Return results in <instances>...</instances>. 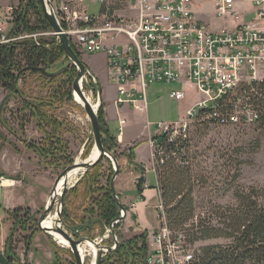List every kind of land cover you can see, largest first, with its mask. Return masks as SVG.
I'll list each match as a JSON object with an SVG mask.
<instances>
[{
  "label": "rangeland",
  "instance_id": "obj_1",
  "mask_svg": "<svg viewBox=\"0 0 264 264\" xmlns=\"http://www.w3.org/2000/svg\"><path fill=\"white\" fill-rule=\"evenodd\" d=\"M86 2L89 3L88 1ZM194 2L197 17L207 23L211 29L221 31L223 29H233L235 27V22L231 19H221L215 15V0H194ZM235 2L237 3L240 13L246 16L247 20L250 19L253 10V0H235ZM54 5L56 12H58L60 5H57L56 2H54ZM100 13L101 3H90L88 14L98 16ZM47 35L56 37V40H59L54 30L53 33ZM83 55H89V53L82 52V58ZM95 63L98 68L97 73L100 78H102L101 80L105 90L104 95L114 99L117 88L114 86L115 83L109 79V69L106 65L105 55L96 56ZM57 70L54 68L52 71L54 72ZM88 70L90 69L88 68ZM90 71L92 72V70ZM65 79V74H61L54 79L42 73L27 71L18 78L17 87L20 91L18 94L9 92L0 82V132L4 135L3 139L0 138V185L2 183L6 185L5 180H10L11 185H16L12 188L0 190V252H4L7 235L14 227L16 218H27V221L33 218L32 220H36L37 225L39 224L40 216L45 210L47 200L49 199L56 178L67 166H69L67 165L63 168L58 166L53 160L47 161L45 158H42L34 148L28 146V143L37 146L44 145L48 137L45 131L54 133L55 126L47 125L46 121L40 123V121L25 108V102H35L37 99L50 98L57 87L63 85ZM83 86L84 92L89 96L88 98L91 102L96 100L97 96H91L90 87L85 80ZM172 90L189 91V97L184 101L172 99L169 96ZM199 96L200 94L197 89L189 82H173L169 84L154 83L147 91L148 118L153 122L178 121L190 105V100L197 99ZM102 102L101 100V103ZM54 103L50 113L60 124V128L57 131L55 130V135L65 141L67 145L66 155L70 156L74 162L91 157V153L95 148L94 135L90 119L83 107L75 99L74 94L72 100H70L67 96H63L62 92H60L58 100L54 101ZM140 106L141 105L123 107L125 108L123 114L129 118V124L125 127V144H128L129 138L136 139V142L141 143L142 146L139 147L138 150H134L131 157L135 162L139 161L138 152L141 151L143 153L142 158L147 162L149 160L148 149H146L144 145L149 135L145 128V120H143L144 122L142 123L134 120L136 109ZM117 125V121L111 122V132L114 137H117L119 132ZM128 135L131 137H128ZM117 142L118 146L115 147L117 153L112 151L118 159L120 166L119 178L115 180V190L123 204L126 198L129 202L132 195H135L137 191L133 188V183H130V180L133 181L135 176L129 175L128 170H126L129 168V162H127V160L129 159L128 153L131 148H124L120 145L119 141ZM88 149H90V153L85 158L84 155ZM180 157L177 163L179 165L188 166L187 169L191 178L189 182L190 187L187 186L183 195L187 196L190 194V197L193 199V210L195 215L191 220L185 223V225L180 226H183L182 230L186 232L188 239L190 236L187 230L191 232L195 231V227L198 228V225L211 228L223 227L217 213L224 211L225 207L236 205L237 199L235 192L237 190L242 191L248 188L264 190V131L255 125L239 127H193L190 146ZM183 158H186L187 161H184ZM99 163L102 165L103 172L101 185L104 186L109 179V167L112 166L115 173V166L113 161L108 157H105ZM140 165L147 166V164ZM130 166L134 171H138L135 166ZM2 173L7 178L4 176L2 177ZM148 178L150 180V186L152 188L156 187L157 181L153 172H150ZM20 179H23V181H19ZM176 179L177 177L172 180L175 185L177 182ZM159 187H161V189H159L161 194L164 193V191L166 192V189H168L166 180L159 183ZM57 199L56 201L60 200V195L57 196ZM161 199V196L153 195L146 205V218L150 226L149 229L140 228L137 224H133L135 226H130L133 216L129 213L128 220H124L119 229L122 238L119 237L116 230L113 234L109 226L106 227L102 237L97 236L93 240L97 241L100 246L115 247L117 241L119 246L120 241L140 235L144 233V230H147L149 233V253L152 247L150 236L157 229V226L160 225V221L157 218V212H159V210H157V205L160 203ZM178 199H180V197H178ZM71 200L76 205L82 201L80 197L75 198L74 196H71ZM89 201L90 199L86 200V203ZM174 204L175 203L168 205L169 208ZM57 207L58 202H56L53 212L57 210ZM120 207L123 209V206L120 205ZM15 210H19L20 212L18 211V214L16 213L17 215H14L13 212ZM121 213H123V210H121ZM113 222L111 224H113ZM20 226L16 227V232L13 237L14 251L18 257L16 261L17 264H53L54 252L58 248L65 249L61 244L47 236L42 230L39 231L29 246L27 238L32 228L26 230ZM62 226L68 230L65 225ZM98 229H96V233H98ZM68 232L71 233L70 230H68ZM214 233L215 232H213V234ZM2 236L4 237L3 239ZM232 241L231 238L222 235L191 243L193 244L195 252L200 253L207 247H227ZM58 253L62 264H71L72 261L76 264L74 256L71 255L72 252L70 254L59 250ZM84 254L85 264L95 263V257L92 258V255L89 253Z\"/></svg>",
  "mask_w": 264,
  "mask_h": 264
},
{
  "label": "built area",
  "instance_id": "obj_2",
  "mask_svg": "<svg viewBox=\"0 0 264 264\" xmlns=\"http://www.w3.org/2000/svg\"><path fill=\"white\" fill-rule=\"evenodd\" d=\"M23 1L0 0V45L24 39L39 44V38L53 33L14 34ZM77 2L84 6L80 12L70 5ZM94 2L101 3L98 16L88 14ZM59 5V19L77 49L106 55L118 105H141L146 110L148 88L157 82H189L200 94L178 121L153 124L150 142L156 175V163L165 161V139L190 137L199 124H257L260 113L252 97L264 94V0H253L250 20L240 16L235 0H215V15L235 22L233 29L221 31L197 17L194 0H60ZM84 80L99 107L101 91L94 92L98 78L90 71ZM188 92L172 90L169 96L183 101ZM157 209L160 225L151 235L147 264H201L186 232L167 225L163 202Z\"/></svg>",
  "mask_w": 264,
  "mask_h": 264
},
{
  "label": "trees",
  "instance_id": "obj_3",
  "mask_svg": "<svg viewBox=\"0 0 264 264\" xmlns=\"http://www.w3.org/2000/svg\"><path fill=\"white\" fill-rule=\"evenodd\" d=\"M59 5L60 0H52ZM65 26L64 23H62ZM66 27V26H65ZM53 31L50 22L46 19L42 5L39 0H24L21 4V10L17 12L16 23L13 29L14 34L20 32H44ZM78 55L82 57V53L72 43ZM57 71H52L53 69ZM40 69V70H39ZM45 69V72L41 71ZM42 73L54 79L65 74L66 79L63 85L57 87L54 94L48 99H37L35 102H25V108L36 117L40 123L46 121L47 125H54L57 131L60 124L53 118L50 113L54 101L58 100L60 92L63 96H67L70 100L73 98V90L71 85L77 76L78 69L71 63L66 56L65 51L56 37H41L39 44L33 39H24L11 45H0V82L9 92L18 94V78L25 72ZM101 91L98 84L94 86V91ZM252 100L259 110L260 116L257 124L259 129L264 131V94L259 98L253 95ZM99 117L102 127V137L105 148L109 151H115L118 146V137H114L108 122L106 121L105 105L102 102L99 107ZM210 126L208 123L199 124L196 127ZM49 133L44 145H34L28 143V146L34 148L42 158L53 160L60 167H66L74 163L70 156L66 155L67 145L63 139ZM54 134V135H51ZM4 135L0 132V138ZM191 134L187 138H178L175 141L165 139L163 142L164 163H156L158 187L159 183L166 180V192L161 194V201L166 205L165 216L167 225L173 230H182L183 226L194 215L193 199L190 194L183 195L187 186L190 187V175L187 165H179V158L190 146ZM90 149L86 151L85 158L89 155ZM113 153V152H112ZM117 153V152H116ZM114 154V153H113ZM161 154V153H160ZM129 154V165L135 166L140 173L145 172L144 166H141ZM187 161L186 158H183ZM109 179L106 185H101V177L103 176L102 165H96L92 170L88 171L80 181L71 188L65 196V204L63 207V220L65 227L76 237L86 236L95 239L97 236H103L106 227L121 216V207L114 196L111 187V180L114 175L112 166L109 167ZM1 176L7 178L3 173ZM176 179V185L172 180ZM16 179V178H15ZM23 181V179H21ZM179 180V181H178ZM161 189V187H159ZM164 190V188H163ZM143 188L138 189L141 194ZM189 191V189H188ZM71 196L80 197L82 201L76 205L72 202ZM237 199L236 205L225 207L224 211L218 212L221 219V228H211L198 225L195 231L187 230L190 242L204 240L212 237L226 236L233 241L227 247L212 246L207 247L200 253H196L197 259L201 264H264V190L248 188L245 190H237L235 192ZM180 197V199H178ZM90 199L88 203L86 200ZM95 199V200H94ZM175 203L171 208L168 205ZM124 207L129 210L128 206ZM168 207V208H167ZM19 210L13 212L18 214ZM20 212V211H19ZM17 213V214H16ZM27 218H16L14 227L10 230L5 241L4 253L9 257V264H17V255L14 251L13 237L16 227L32 231L27 238L29 246L40 229L36 220ZM122 222L116 224L114 229L122 238L119 231ZM99 227V229H98ZM98 229V233H96ZM213 232H215L213 234ZM148 231L130 238L120 241L115 251L107 253L103 257L101 264H147L146 260L149 251V235ZM1 235V225H0ZM54 244V242H53ZM59 250L70 253L69 249L58 248L53 256V264H62L59 257ZM73 256V254H71ZM71 264H74L72 261Z\"/></svg>",
  "mask_w": 264,
  "mask_h": 264
},
{
  "label": "water",
  "instance_id": "obj_4",
  "mask_svg": "<svg viewBox=\"0 0 264 264\" xmlns=\"http://www.w3.org/2000/svg\"><path fill=\"white\" fill-rule=\"evenodd\" d=\"M42 8L44 15L46 19L50 22L56 36L58 37L66 56L70 59L71 63L74 64L77 69L78 73L77 76L73 82L72 85V90L73 94L77 93L82 102H78L85 112L87 113L90 122H91V127L94 135V142H95V147L98 149V155L95 159H84L81 161H75L73 164L67 166L56 178L54 182V186L50 192L49 199L47 200V204L45 206L44 212L41 214L40 219H39V224L38 227L40 230H42L47 236H49L51 239L55 240L56 242L59 243V241L55 238L53 235V232H56L57 234L61 235L64 239L68 241V245H63L61 243V246L64 248H68L75 259L76 264H85V258L82 255V252L80 251V246L85 245L87 242H90L94 248L96 249V257H95V264H101L103 257L107 254L110 253L118 247V241L116 242L115 247H110V246H100L99 243L93 239H90L86 236H80L79 238H75L72 233H69L68 230H66L62 225H64V220L62 217V210H63V204H64V198L68 191L74 187L77 182L90 170H92L96 165L99 164L105 157L110 158L115 166V173L112 177L111 180V187L114 192L115 197L117 198L118 203L123 206V213L121 216L117 219L114 220L113 224L110 225L111 231L115 232L114 226L117 223L123 222L124 220L127 219L128 217V211L120 201L117 192L115 190V180L120 174V166H119V161L116 158L114 154L109 152L103 142V137H102V128H101V122H100V117H99V107L101 103L99 104V107H95L88 97L86 96L83 87H82V81L84 80L86 74L90 72L88 70L87 64L84 62L83 58L80 57L77 53V51L74 49L72 45V41L70 37L67 35V33L64 31V28L62 26V23L59 19L58 13L56 12L54 2L52 0H39ZM40 70V69H39ZM41 71L45 72V69H41ZM101 95V92H100ZM83 170L80 173V177L77 179L76 183L70 184V179L73 177L74 172L76 170ZM64 180V185L63 189L60 194V200L56 201V196L55 192L57 191V188L61 182V180ZM136 186L138 189L143 188L144 183H145V177L143 175L137 177L136 179ZM58 200V199H57ZM56 202H58V207H57V214H58V224L53 227V228H48L43 225V222L52 214L53 209L55 208ZM0 264H9V257L5 255L4 252H0Z\"/></svg>",
  "mask_w": 264,
  "mask_h": 264
},
{
  "label": "crops",
  "instance_id": "obj_5",
  "mask_svg": "<svg viewBox=\"0 0 264 264\" xmlns=\"http://www.w3.org/2000/svg\"><path fill=\"white\" fill-rule=\"evenodd\" d=\"M235 4H236V7L238 9V6H237L236 2H235ZM70 5H72V9L76 10L77 12H80L81 10L84 9L83 4L80 3V2H77L75 4H70ZM252 6H253V3H252ZM194 8H195V2H194ZM238 11H239V9H238ZM239 13H240V11H239ZM251 14L253 16L252 12H251ZM240 16L242 17L244 15H242L240 13ZM244 18L246 19L247 17L244 16ZM250 19H248V20H250ZM100 55H105V54L104 53H94V54H89V55H83V60L87 64L88 68L90 70H92V72L98 78V82H99V85L101 87V95H102L101 100L104 102V105H105L106 121L108 122L110 129H111V122L117 121L118 122L117 129L119 130L118 135H117L118 141H119L120 145L123 146L124 148H131L129 150L128 154L132 155L133 151L134 150L136 151V149L138 150V148L141 147L142 145H141V143L136 142V139H133V138H129V140H128L129 142H127L128 144L127 145L125 144L126 143V141H125L126 140L125 127L129 124V118L127 116H125V114H123V112L125 111V108H123V107H130V106H128V105H126V106L123 105L122 106V105H118L116 103L117 89H116V95H115L114 99H112L109 96H105L104 95V91L105 90H104V87H103V82L101 80L102 78H100V76L97 73L98 72V68H97V65L95 63V57L96 56H100ZM105 57H106V55H105ZM106 65H107V58H106ZM108 75H109V79H110V70L108 71ZM114 86L117 88L116 84H114ZM190 103H191V100H190L189 104ZM120 107H122V108H120ZM147 108H148V106H147ZM127 111H129V110H127ZM136 113H138V114H136ZM134 120L136 122H139V123H142V122H144L143 120H145V128L147 129L149 136L145 140L144 147L146 149H148V155H149L148 159L149 160L146 162L145 159L142 158L143 153L141 151L138 152V159H140V160L137 161V163L138 164H142V165L143 164H147V166L143 165L144 168L146 169V171L144 173H140L138 171H134L132 169V167L128 164L129 168L126 169V170H128L129 175L135 176L133 181L130 180V183L131 184L133 183V185H134L133 188H135V191H138V188H137L136 183H135L137 177L143 175L145 177V183H144L143 191L141 192V194L137 192L135 195H132V198H131V200L129 202L127 201V198L125 200L123 199L124 200L123 202L130 207L129 213L131 214V216H133V219H131L130 226H135L133 224H137V226L139 225L140 228L149 229L150 226H149L147 218H146V216H147L146 215L147 214L146 213V205L148 204L150 198L153 195H156V196L159 195V197L161 196V193H160L159 188H158V178H157V175H156L155 170H154V161H153V156H152L153 147H152L151 142H150L151 134H152V132L154 130L153 124L156 123V122L151 121L148 118L147 109L144 110L141 107H138L136 109V112L134 114ZM128 137H131V136L128 135ZM125 160H126V158H125ZM127 162H128V160H127ZM150 172H153V174L156 177L157 186L154 187V188H152L150 186V183H149L150 180L148 178V175L150 174ZM118 178H119V176L117 177V179ZM19 181H21V179ZM13 186H16V185H14V184L11 185V183L4 185V183H2L0 185V190H5V188H12ZM6 193H7V191H6ZM129 213H128V215H129ZM157 218H158V212H157ZM127 220H128V217H127ZM3 238L4 237L2 236V239ZM150 238H151V236H150ZM0 239H1V235H0Z\"/></svg>",
  "mask_w": 264,
  "mask_h": 264
},
{
  "label": "bare ground",
  "instance_id": "obj_6",
  "mask_svg": "<svg viewBox=\"0 0 264 264\" xmlns=\"http://www.w3.org/2000/svg\"><path fill=\"white\" fill-rule=\"evenodd\" d=\"M74 96H75V99L78 101V102H82V100H81V98H80V96L77 94V93H75L74 94ZM87 96V95H86ZM87 97H89V96H87ZM89 99V98H88ZM90 100V99H89ZM90 102H91V100H90ZM92 104H94V106L96 107V105H95V103H93V102H91ZM96 148V147H95ZM93 149V151H92V153H91V157H89V158H87V159H95L96 157H97V155H98V149L96 148V149ZM83 170H76V172H74V175H73V177L70 179V184L71 183H73V182H75L76 183V179H78L79 177H80V173L82 172ZM80 181V180H79ZM78 181V182H79ZM77 182V183H78ZM5 183L6 184H10L11 183V181L10 180H5ZM63 185H64V180L62 179L61 180V182H60V184H59V186H58V188H57V191L55 192V196H56V199H57V196L58 195H60L61 194V190H62V188H63ZM160 202H162L161 200H160ZM57 209V208H56ZM57 220H58V214H57V210L55 211V212H53L52 214H50V216L43 222V225L45 226V227H48V228H53V227H55L56 226V224H57ZM52 233H53V235L55 236V238L59 241V243H61V244H63V245H68V241L66 240V239H64L61 235H59V234H57L56 232H53V231H51ZM80 251L82 252V255L84 256L85 254L84 253H89V254H91L92 255V258H94V257H96L95 255H96V250H95V248L93 247V245L92 244H90V243H86L85 245H81L80 246ZM93 263V262H92ZM91 263V264H92ZM95 264V263H94Z\"/></svg>",
  "mask_w": 264,
  "mask_h": 264
},
{
  "label": "flooded vegetation",
  "instance_id": "obj_7",
  "mask_svg": "<svg viewBox=\"0 0 264 264\" xmlns=\"http://www.w3.org/2000/svg\"><path fill=\"white\" fill-rule=\"evenodd\" d=\"M123 204L125 205V206H128L127 204H125L124 202H123ZM129 207V206H128ZM127 211H128V213H129V211H130V207H129V210L127 209ZM122 214V213H121Z\"/></svg>",
  "mask_w": 264,
  "mask_h": 264
}]
</instances>
